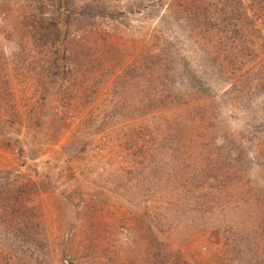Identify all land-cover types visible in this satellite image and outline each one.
Listing matches in <instances>:
<instances>
[{"label": "rangeland", "instance_id": "obj_1", "mask_svg": "<svg viewBox=\"0 0 264 264\" xmlns=\"http://www.w3.org/2000/svg\"><path fill=\"white\" fill-rule=\"evenodd\" d=\"M0 264H264V0H0Z\"/></svg>", "mask_w": 264, "mask_h": 264}]
</instances>
